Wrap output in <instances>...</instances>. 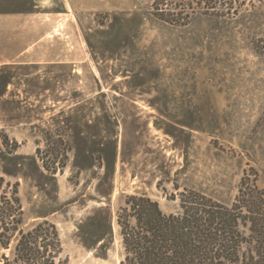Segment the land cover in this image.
Here are the masks:
<instances>
[{"label": "rangeland", "instance_id": "rangeland-1", "mask_svg": "<svg viewBox=\"0 0 264 264\" xmlns=\"http://www.w3.org/2000/svg\"><path fill=\"white\" fill-rule=\"evenodd\" d=\"M190 2L172 25L147 0H0V176L23 228L55 223V264H121L127 195L176 213L184 188L264 187V0Z\"/></svg>", "mask_w": 264, "mask_h": 264}, {"label": "trees", "instance_id": "trees-1", "mask_svg": "<svg viewBox=\"0 0 264 264\" xmlns=\"http://www.w3.org/2000/svg\"><path fill=\"white\" fill-rule=\"evenodd\" d=\"M147 1L151 16L172 25L188 24L196 9L190 0ZM197 4L210 14L238 13L232 11V0ZM252 171V176L243 174L231 203L184 188L180 211L167 213L144 193L127 195L116 212L124 248L121 264H264V187ZM3 183L0 176V246L7 248L15 240L13 256L3 254V264H55L62 250L55 223L42 219L23 228L18 190L8 194Z\"/></svg>", "mask_w": 264, "mask_h": 264}]
</instances>
